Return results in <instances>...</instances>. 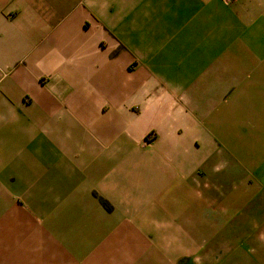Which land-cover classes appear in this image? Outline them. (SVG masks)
Masks as SVG:
<instances>
[{
    "label": "crops",
    "instance_id": "0c3cea01",
    "mask_svg": "<svg viewBox=\"0 0 264 264\" xmlns=\"http://www.w3.org/2000/svg\"><path fill=\"white\" fill-rule=\"evenodd\" d=\"M0 70L3 264H175L264 160V0H0Z\"/></svg>",
    "mask_w": 264,
    "mask_h": 264
},
{
    "label": "rangeland",
    "instance_id": "374dc122",
    "mask_svg": "<svg viewBox=\"0 0 264 264\" xmlns=\"http://www.w3.org/2000/svg\"><path fill=\"white\" fill-rule=\"evenodd\" d=\"M153 135L147 136L148 141ZM251 155L229 154L242 162L243 177L228 176L226 169H209L205 164L190 174L188 187L192 184L199 193L198 227L177 233L182 251L175 264H264V160L252 168L256 162ZM101 201L112 210L108 201ZM3 261L8 262L0 260V264Z\"/></svg>",
    "mask_w": 264,
    "mask_h": 264
},
{
    "label": "built area",
    "instance_id": "2783aa9c",
    "mask_svg": "<svg viewBox=\"0 0 264 264\" xmlns=\"http://www.w3.org/2000/svg\"><path fill=\"white\" fill-rule=\"evenodd\" d=\"M222 1H224L226 3H233L234 2V0H222Z\"/></svg>",
    "mask_w": 264,
    "mask_h": 264
}]
</instances>
